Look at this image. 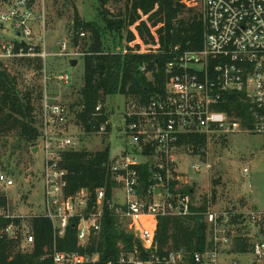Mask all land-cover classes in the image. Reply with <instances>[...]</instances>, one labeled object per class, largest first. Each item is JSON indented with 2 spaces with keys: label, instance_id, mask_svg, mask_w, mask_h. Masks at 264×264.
Returning <instances> with one entry per match:
<instances>
[{
  "label": "built area",
  "instance_id": "1",
  "mask_svg": "<svg viewBox=\"0 0 264 264\" xmlns=\"http://www.w3.org/2000/svg\"><path fill=\"white\" fill-rule=\"evenodd\" d=\"M38 3L45 5V0H0V62L5 65L10 62L18 65L27 60L41 62L40 70L35 65L31 70L38 74L44 87L38 114L39 148L44 154V211L23 219L12 215L8 204L0 208V219L11 223L0 233L11 239L22 236L21 248L30 252L35 242L28 222L31 218L49 219L56 239L64 237L68 226L75 221L78 243L84 247L100 234L108 209L126 232L134 235L146 252L153 254L149 261L140 260L135 254L123 256L121 263L182 264V253H173L163 260L155 258L158 220L192 214L191 197L174 195L172 190L183 189L186 173L188 176L199 174L211 165L199 160L189 162L192 157H201L205 150L195 153L181 141L196 136L210 141L235 134L264 135V0H200L204 21L201 48L183 51L175 47L174 61L167 66L165 93L145 103L128 99L124 108L117 109L124 123L118 128L124 134L119 139L124 143V150L117 156L110 154L109 170L118 184L111 199L106 188L96 189L94 195L88 189L75 194L67 191L68 171L62 166L63 156L88 147L80 137V128L74 122L70 107L61 103L57 95H51L48 88L50 83L67 86L72 76L64 70L53 73L49 63L59 58L71 65L73 59L79 61L85 54L70 39L59 41L53 50L47 45L45 31L36 34L34 25L46 22L45 13H37ZM138 24L130 29L135 36L128 44L130 48L138 54L157 52L160 26L153 28L148 24L154 44H145L136 29ZM80 36L85 37V33ZM30 81L35 82L25 79L28 84ZM234 99L246 104L248 111L235 109L231 104ZM119 114H112L103 102L93 114L95 121L108 117L93 125L89 134L99 136L110 153L112 119L116 121ZM114 126L117 128L116 123ZM177 155L185 158L178 159ZM184 161L189 163L186 173L180 169ZM141 166L148 167L152 175L146 196L139 195L138 168ZM0 184L11 188L15 182L0 172ZM121 190L122 206L115 199V192ZM243 215V220L254 222L260 229L252 242L251 254L258 263L264 262V212L248 211ZM206 221L210 226V242L215 246L195 253V263L221 264L223 252L219 245L226 247L230 241L227 236L234 230L232 214L212 209L206 213ZM46 253L44 258H50L53 264H96L99 260L98 254L60 252L56 245Z\"/></svg>",
  "mask_w": 264,
  "mask_h": 264
},
{
  "label": "trees",
  "instance_id": "2",
  "mask_svg": "<svg viewBox=\"0 0 264 264\" xmlns=\"http://www.w3.org/2000/svg\"><path fill=\"white\" fill-rule=\"evenodd\" d=\"M117 1L99 0L98 16L106 25L105 29L96 22H83L75 12L73 24L75 35H72L70 40L74 47H80V50L85 53L82 58L84 86L79 92V100L72 105L71 109L76 112L78 127L86 133L92 132L93 125L108 119L106 117L95 121L93 118L96 106L100 102L104 103L107 97L120 94L128 99L145 103L152 97L163 95L168 81L167 66L174 61L175 47H180L183 51H193L201 48L203 43V15L199 7L194 6L200 0H125L126 12L117 15V20H110L106 7ZM143 16H148L147 22L142 20ZM137 23L139 24L136 29L145 44H154V37L150 33L148 24L153 28L160 26L157 30L160 49L157 52L138 54L132 49H128L126 53L115 48L104 50L103 40L107 36L104 30L121 35L125 28L128 29ZM81 31L85 33L83 39L80 38ZM86 32L91 34L89 39L86 37ZM79 39L87 42V45L90 40V47H84L82 50ZM134 40V34L128 31L126 43L129 44ZM22 63L29 69L35 65V68L40 70V61L27 60L22 61L21 65ZM4 66L5 64L0 62V135L18 128L26 141L37 146L40 130L33 101L41 100L42 93L36 85H32L27 87L28 92L21 96L19 80L23 79V73L17 71V75H12ZM143 68H145L144 71ZM231 104L235 109L240 108L245 113L248 111V106L236 99L232 100ZM34 112L35 115H33ZM80 137L83 139L82 136ZM181 142L193 149L195 153L205 150L201 154L205 156L206 137L185 138ZM110 154L109 147L97 152L84 147L79 151L66 153L63 156L62 166L68 171V193L75 194L88 189L94 195L96 189L106 188L107 195L111 199L118 184L109 170ZM138 169L140 172L139 195L146 196L148 187L152 184V175L146 166ZM172 192L174 195L182 194L191 197L192 214L185 217L159 218L156 233L157 251L154 256L163 260L173 253H182L185 264H196L194 255L205 251L208 245L207 233L210 235V226L205 214L207 207L206 205L199 208L195 206L192 200L193 188L186 187L177 191L172 190ZM7 206L8 199L0 197V208ZM16 222L20 223L19 220ZM28 222L35 237L32 251L22 250V236L11 239L0 233V264H53L50 258L44 257L47 254L46 250L50 251L54 245L60 252L98 254L99 260L96 264H123L122 257L133 254L143 261H149L153 256L143 249L134 235L126 232L123 225L108 209L100 234L92 237L84 247L78 243L75 221L68 226L65 236L57 239L49 219L33 217ZM10 223L11 220L0 219V231ZM251 246L248 243L244 245L239 243L236 251L239 254L251 253Z\"/></svg>",
  "mask_w": 264,
  "mask_h": 264
},
{
  "label": "rangeland",
  "instance_id": "3",
  "mask_svg": "<svg viewBox=\"0 0 264 264\" xmlns=\"http://www.w3.org/2000/svg\"><path fill=\"white\" fill-rule=\"evenodd\" d=\"M99 6V0H45V5L38 3L36 9L37 13H45L46 22L45 24L36 23L34 25L35 32L39 35L45 31L47 45L54 50L59 41L70 39L72 35H75L73 29L75 12L78 13L83 22H96L105 29L106 25L98 16ZM194 6L200 9V1L196 2ZM106 9L110 14L109 19L117 20V15L126 12L125 0L112 2ZM142 20L147 22L148 16H143ZM130 29L131 27L125 28L121 35L104 30L107 35L103 40L104 50L115 48L126 53L128 49H131L126 43L127 32L131 31ZM81 33L83 32L81 31ZM90 36L91 34L86 32L88 39ZM80 38L83 39L81 36ZM81 39L78 41L82 50L84 47H90V40L87 45V42ZM49 64L51 70L54 71L53 73L64 70L72 76L71 84L66 86L50 83L48 88L51 95H57L61 103L70 107L74 122L77 125L76 112L71 107L79 100V92L84 86V62L81 58L78 65L72 67L64 59L58 58L52 59ZM4 67L12 75H17V71L23 73V79L20 78L21 80H19L21 81L19 83L21 96L25 95L28 92L27 87H32V85H36L44 95L43 83L40 77L36 76L38 74L31 70L32 68L29 69L23 63L17 65L13 62L6 63ZM26 78L34 79L35 82L30 81L28 84L25 82ZM128 101L126 96L119 94L107 97L103 104L112 114H119L117 109L119 107L124 108ZM41 103V100L33 101L34 108H36V117L40 113ZM33 115H35V112ZM116 118V121L115 119H112V121L114 125L116 123L117 128L113 125L112 138L109 137L112 145V156H117L124 150V143L119 140L124 134L118 131V128H121L124 124L122 114L120 113ZM81 129L79 133L86 141L90 151L97 152L104 149L105 145L101 143L102 139L99 136L90 135ZM39 143L40 141L37 142V146H34L33 143L26 141L21 136V130L18 128L0 135V172L9 174L15 182L11 188L0 184V197L8 199V207L12 215L21 216L23 219L41 215L44 211V154L39 148L41 146V144L39 146ZM207 144L205 156H199L198 159L192 157L189 162L197 160L207 162L211 165V168L209 170L204 169L205 171L199 174L188 176L185 171H187L189 163L184 161L180 169L184 171L183 173H186L187 177L183 178L184 184L182 186L183 188H193L192 200L197 208L206 205V213L215 209L232 214V227L234 230L228 233L227 236L230 241L226 247L219 245V249L222 250V254L232 252L242 255L236 251L237 245L248 243L251 246L260 231L254 222L243 220V212L264 211V135L235 134L213 138L207 141ZM177 158L183 159L185 156L177 155ZM246 171L248 172L246 173ZM115 194L117 203L122 206L123 191H116ZM207 236L208 245L205 251L212 250L215 246L209 241L211 235L207 233ZM247 254L246 258L249 261L241 262L237 260L239 264L258 263L254 255ZM222 256L220 259L221 264L223 263ZM183 263L185 264L186 261ZM261 263L264 262H259V264Z\"/></svg>",
  "mask_w": 264,
  "mask_h": 264
},
{
  "label": "crops",
  "instance_id": "4",
  "mask_svg": "<svg viewBox=\"0 0 264 264\" xmlns=\"http://www.w3.org/2000/svg\"><path fill=\"white\" fill-rule=\"evenodd\" d=\"M258 210V209H257ZM264 212V211H263ZM222 259H223V263L222 264H232L234 261H241V262H248L249 260L246 258V255L248 254H242V255H238L235 253H224L222 254ZM250 255V254H249ZM241 256V257H240ZM245 257V258H244ZM240 258V259H238ZM221 259V258H220ZM233 261V262H232ZM259 264V263H256ZM264 264V263H261Z\"/></svg>",
  "mask_w": 264,
  "mask_h": 264
},
{
  "label": "water",
  "instance_id": "5",
  "mask_svg": "<svg viewBox=\"0 0 264 264\" xmlns=\"http://www.w3.org/2000/svg\"><path fill=\"white\" fill-rule=\"evenodd\" d=\"M77 65H78V60L73 59V60L71 61V66H72V67H76Z\"/></svg>",
  "mask_w": 264,
  "mask_h": 264
}]
</instances>
